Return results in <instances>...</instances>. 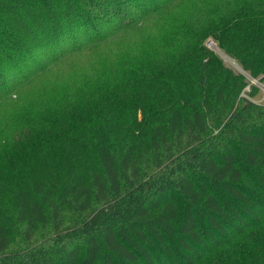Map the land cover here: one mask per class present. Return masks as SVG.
<instances>
[{
    "label": "trees",
    "instance_id": "1",
    "mask_svg": "<svg viewBox=\"0 0 264 264\" xmlns=\"http://www.w3.org/2000/svg\"><path fill=\"white\" fill-rule=\"evenodd\" d=\"M185 1L0 0V103L85 58H112L113 44ZM202 2L177 25L180 45L157 48L147 64L148 55L130 58L127 77L143 71L157 87L173 86L183 50L204 61L193 107L162 99L166 119L155 114L143 126L137 114L157 103L148 78L135 95L112 89L103 99L100 78L89 77L48 102L39 135L24 122L0 131L17 154L44 145L40 166L0 210V264H264V238L256 239L264 231V106L240 98L243 76L185 41L215 37L220 52L264 81V0ZM61 152L72 155L63 172L47 160ZM7 194L0 172V201Z\"/></svg>",
    "mask_w": 264,
    "mask_h": 264
},
{
    "label": "rangeland",
    "instance_id": "2",
    "mask_svg": "<svg viewBox=\"0 0 264 264\" xmlns=\"http://www.w3.org/2000/svg\"><path fill=\"white\" fill-rule=\"evenodd\" d=\"M205 1L209 7L211 6L210 8L215 6V0ZM195 3L199 5L203 4L202 0H187L161 16L148 20L144 26L137 27V31L129 37L128 41L125 39L112 45V58H108V56L100 58L97 55H93L85 58L72 70L63 67L57 74L54 73L44 76L41 83L44 84L45 87L42 89L37 88L38 82H34L31 86L26 85L22 87L19 91L20 99L17 101L15 96L12 97L13 101H17V103H14L10 97L0 103V131H3L4 127H8L7 125L9 124L17 126L24 122L31 123L33 126L38 127L39 130L36 134L39 135L44 129V123L48 122L47 120H40L39 117V115L43 114L49 107L48 102L53 103L61 95L65 96L70 94V88L74 85L84 86L89 77H94L95 79L100 78L96 80L95 86L99 87L97 90L98 97L103 92L99 97L103 99L114 95L112 89L118 92L125 90L124 94L126 96L131 91L135 95L139 91L140 82L142 83L145 77L148 78L149 96L152 95L151 99L157 103L150 107V110H147L145 113L141 111L137 114V120L143 126H149L150 116L154 117L155 114L159 115L160 120L164 121L166 119L167 113L164 111V107L159 104L162 99L172 97L180 101L179 107H186L187 102H189L188 104L190 107H193L194 104L190 100L197 89V79H199V72L203 69L204 61L200 58L189 59L188 55L183 53V50H180L178 55L174 56L181 57L179 62L182 65L177 72L170 77V79H173V86L167 85L164 89H161L159 86L157 87L151 77L145 75L143 71H137L134 75L135 77L130 80L127 77L130 75L132 68V65L129 63L130 58L135 55H139V57L148 55L143 58L144 63H142L147 64L158 55L156 53L157 48L162 47V50L168 53L172 48H176L180 45L182 41H179L177 25H179L183 17L188 14V10H190ZM135 39L138 43L130 46ZM185 41L192 45L190 47H192L193 50L206 48L215 56H218L222 61L223 70L243 76L248 86L244 88L240 98L264 106V81L261 79L255 80L249 74H242L236 68L237 63L235 61L220 51L216 52L214 50V46L217 47L215 37L209 36L204 41L198 43L190 40V38ZM155 53L157 55H154ZM222 57L226 58L223 59ZM62 72H64L63 75ZM97 72H99V74L94 75ZM225 77L226 74H223L221 81L224 80ZM110 83H113L114 86L110 87ZM200 94H203V92L200 91ZM84 103H87L86 98L83 101V104ZM83 104L80 105L82 106L81 109H83L84 112L88 111V105ZM130 107L127 108L129 109ZM126 114L129 115L130 112L124 111L123 115ZM27 128L32 131L30 126ZM8 141L9 138L8 140L3 138V140L0 141L3 147L0 151V172L3 175L4 181L8 183V194L0 201V210L10 207L12 191L15 190L13 185L28 181L27 178L30 172L41 164V161H38L39 156L37 152L44 150L43 142L40 141L36 150L25 154H17L9 151L10 148L7 145ZM47 160L55 165L59 172H63L64 167L71 163L72 155L70 152H61V154L54 155ZM46 167L50 168L49 166ZM258 237L259 238H256L257 240L264 238V231H262ZM244 247L245 244L240 246L236 253H244Z\"/></svg>",
    "mask_w": 264,
    "mask_h": 264
},
{
    "label": "water",
    "instance_id": "3",
    "mask_svg": "<svg viewBox=\"0 0 264 264\" xmlns=\"http://www.w3.org/2000/svg\"><path fill=\"white\" fill-rule=\"evenodd\" d=\"M216 52H219V50L217 49V47H215L214 49ZM223 59L226 58V57H222ZM236 68L239 70V72H241L242 74L244 73L240 68L239 66H236Z\"/></svg>",
    "mask_w": 264,
    "mask_h": 264
},
{
    "label": "bare ground",
    "instance_id": "4",
    "mask_svg": "<svg viewBox=\"0 0 264 264\" xmlns=\"http://www.w3.org/2000/svg\"><path fill=\"white\" fill-rule=\"evenodd\" d=\"M214 49H215V46H214Z\"/></svg>",
    "mask_w": 264,
    "mask_h": 264
}]
</instances>
